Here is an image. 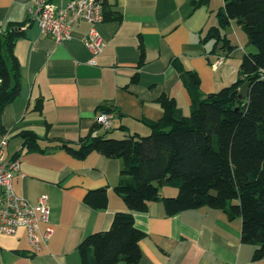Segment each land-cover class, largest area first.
<instances>
[{"label":"crops","instance_id":"crops-1","mask_svg":"<svg viewBox=\"0 0 264 264\" xmlns=\"http://www.w3.org/2000/svg\"><path fill=\"white\" fill-rule=\"evenodd\" d=\"M32 1L0 0V34L10 24H22L24 32L15 47L23 88L1 121L9 139L5 158L20 161L15 193L35 206L48 197L54 233L37 254L31 252L26 230L0 235V264H81V242L109 230L115 214L127 211L115 192L124 163L96 152L77 159L66 147L78 148L82 138L94 133L105 108L115 109L117 116L110 130L95 133L110 131L115 138L149 135L145 122L163 118L158 101L163 95L175 98L189 116L191 97L173 61L197 72L208 95L239 79L243 58L236 59V49L230 55L214 53V41L204 42L219 25L224 0L200 7L193 0H106L109 17L99 26L106 46L98 56L84 43L90 29L86 22L77 24L73 38L64 43L44 36L31 22ZM232 28L233 21L222 35L234 45L228 33ZM24 131L37 134L40 150L22 149ZM101 188L108 189L109 205L95 210L85 197ZM161 193L176 196L177 190L165 187ZM133 215L145 233L139 264H264V259L254 261L257 247L242 242V220H229L220 210L202 208L170 217L162 202H152L146 212Z\"/></svg>","mask_w":264,"mask_h":264},{"label":"trees","instance_id":"trees-1","mask_svg":"<svg viewBox=\"0 0 264 264\" xmlns=\"http://www.w3.org/2000/svg\"><path fill=\"white\" fill-rule=\"evenodd\" d=\"M211 0H193L195 7ZM218 12L219 25L212 27L204 42L214 41V53L230 55L236 46L222 35L232 21L257 48L244 55L239 79L231 86L205 95L197 72L187 70L180 61L173 67L191 97V114L183 115L175 98L163 95L159 103L164 116L145 124L147 136H110L97 122L93 132L82 138L78 148L66 150L84 160L96 152L124 163L115 192L127 206L115 214L111 227L86 237L79 245L81 264H139L140 242L145 233L135 225L133 212H146L152 202H162L170 217L209 208L224 212L229 220H242V242L257 247L254 261L264 259V0H224ZM109 13L105 7V19ZM120 18V17H119ZM22 24H10L0 34V139L6 135L2 125L5 107L13 103L23 88L21 65L15 55L17 42L24 37ZM137 80L135 77L134 81ZM249 95L240 98L244 84ZM38 102L37 109L41 110ZM113 113V108L102 109ZM23 148L40 150L39 137L32 131L20 134ZM164 183L155 187L153 183ZM165 187L177 190L164 197ZM85 203L95 210L109 205L107 188L90 191Z\"/></svg>","mask_w":264,"mask_h":264},{"label":"built area","instance_id":"built-area-1","mask_svg":"<svg viewBox=\"0 0 264 264\" xmlns=\"http://www.w3.org/2000/svg\"><path fill=\"white\" fill-rule=\"evenodd\" d=\"M105 4L106 0H33L29 15L41 33L58 44L73 38L77 24L88 23L90 29L84 43L94 56H98L106 46L99 31V26L105 22ZM114 119L113 113H101L98 123L110 130ZM8 145L6 134L0 139V235L15 236L20 230H26L31 252L37 254L48 245L54 233L49 200L42 196L35 206L15 193L13 182L20 172V161L5 158Z\"/></svg>","mask_w":264,"mask_h":264},{"label":"rangeland","instance_id":"rangeland-1","mask_svg":"<svg viewBox=\"0 0 264 264\" xmlns=\"http://www.w3.org/2000/svg\"><path fill=\"white\" fill-rule=\"evenodd\" d=\"M236 32V33H235ZM229 37L232 40V43L236 46V51L233 54H236L237 58H243V56L247 53H256L257 48L254 45H250L247 47V44L249 42L247 36L241 31L240 27L238 26L236 21H233V28L228 31ZM240 36V41L237 37ZM242 36V38H241ZM246 51V52H244ZM232 85V84H231ZM185 111V110H184ZM186 115H189L191 112H186Z\"/></svg>","mask_w":264,"mask_h":264},{"label":"water","instance_id":"water-1","mask_svg":"<svg viewBox=\"0 0 264 264\" xmlns=\"http://www.w3.org/2000/svg\"><path fill=\"white\" fill-rule=\"evenodd\" d=\"M248 45H249V46H250V45H253V42H252V41H249ZM249 91H250V89H249L248 84H247V83L244 84L243 87H242L241 90H240V95H239V97H240V98L247 97V96L249 95ZM153 185H154L155 187H162V186L164 185V183H163V182H162V183H153Z\"/></svg>","mask_w":264,"mask_h":264}]
</instances>
